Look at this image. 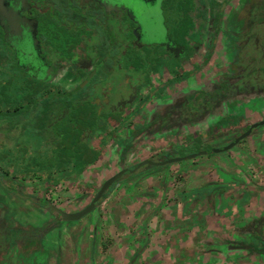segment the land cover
Segmentation results:
<instances>
[{
	"label": "flooded vegetation",
	"instance_id": "1",
	"mask_svg": "<svg viewBox=\"0 0 264 264\" xmlns=\"http://www.w3.org/2000/svg\"><path fill=\"white\" fill-rule=\"evenodd\" d=\"M191 1L196 11L192 18L185 13L189 0H0V264H26L21 253L42 250L49 255L51 239L60 236L68 221L59 212L69 211L43 196L46 188L38 183L39 173H48L41 177L48 183L80 176L85 148L108 144L111 159L120 164L134 143L145 142L154 131H190L202 118L210 123V111L223 101L230 104L220 125L210 126L206 146L173 142L130 165L120 164L111 175L144 159L204 154L162 166L143 165L124 173L106 191L153 174L151 167L166 166L156 170L162 171L171 164L195 163L201 156L213 160L221 152L227 157L247 139L264 135L262 124L228 150L213 151L264 119V0ZM163 7L171 17L160 18ZM67 35L72 39L66 41ZM35 38L41 40L40 49ZM49 45L66 48V58H52ZM210 72L219 84L210 87L209 98L198 93L197 79H209ZM153 77L159 81L151 86ZM157 93L165 100L152 98ZM97 121L93 131L85 127L86 134H74L80 122L89 127ZM118 139L123 140L120 146L114 143ZM227 180L201 185H222L218 194L199 190L201 186L181 191L177 203L186 209L188 197L210 200L223 193ZM192 189L197 191L182 196ZM17 198L24 203L17 204ZM262 204V213L235 226L233 238H223L227 248L243 251L248 264H264V254L248 250L249 226L264 217Z\"/></svg>",
	"mask_w": 264,
	"mask_h": 264
},
{
	"label": "rangeland",
	"instance_id": "2",
	"mask_svg": "<svg viewBox=\"0 0 264 264\" xmlns=\"http://www.w3.org/2000/svg\"><path fill=\"white\" fill-rule=\"evenodd\" d=\"M189 2L185 13L192 18L196 11L194 2ZM166 15L171 17L172 12L161 9L160 18L164 19ZM68 39L72 37L67 35L65 40ZM35 42L40 49L41 40L35 38ZM63 48L47 47L52 58L57 60L66 58V48ZM187 51L191 54L190 50ZM261 72L264 78V71ZM158 81L159 78L153 77L149 85L153 86ZM156 97H159L158 93L152 96ZM163 98L159 97L160 102L165 100ZM153 102L152 99L150 103ZM149 113L147 110V117ZM209 141L210 123L202 118L190 131H154L145 142L134 143L120 164L130 165L173 142L202 147ZM263 141L264 135L258 134L230 150L227 157L222 152L218 153L221 157L213 160L201 156L195 163L171 164L165 170L142 178L127 179L115 185L93 212L76 221H65L60 236L51 239L48 256L39 250L21 253L20 258L26 264H248L242 259L243 251L227 248L223 238H233L235 226L241 227L254 215L262 213ZM114 143L120 146L123 140L118 139ZM216 144L221 145V141ZM85 149V170L80 176H71L65 182L48 183L47 179H41L47 172L39 173L38 183L46 188L43 196L69 212L85 206L100 183L121 166L111 159L108 144ZM223 175H227L230 181L227 180L220 195L211 196L210 200L200 195L196 200L188 197L186 209L180 205L181 202L177 203L181 191L199 187L207 181L229 179H222ZM245 192L246 200L242 198ZM15 201L24 203L19 198Z\"/></svg>",
	"mask_w": 264,
	"mask_h": 264
},
{
	"label": "water",
	"instance_id": "3",
	"mask_svg": "<svg viewBox=\"0 0 264 264\" xmlns=\"http://www.w3.org/2000/svg\"><path fill=\"white\" fill-rule=\"evenodd\" d=\"M264 124V119L256 121L252 124L249 125L248 129L243 132L242 134H240L238 137H236L233 141H231L228 145L224 146V147H219L217 149H214V152H220V151H224V150H228L229 148H231L235 143H237L240 139H242L243 137H245L246 135H248L250 133V131L255 128L256 126L262 125ZM205 151H198L195 153H191L188 155H184V156H179V157H172V158H168L165 160H161V161H152L150 159H144L140 162H138L132 169H121L119 171H117L116 173H114L113 175H111L110 177L106 178L101 185L99 186L98 190L95 192V194L93 195V197L90 199V201L87 203V205H85L83 208L75 211V212H59L60 216L64 219V220H68V221H75L78 220L79 218H81L82 216H84L85 214H87L88 212H90L96 205V203L101 199L105 189L110 186L112 183H116L121 176L124 173H133L135 170H137L139 167L143 166V165H150V166H162L165 164H170V163H175V162H179L182 160H187V159H191L194 158L195 156L204 154Z\"/></svg>",
	"mask_w": 264,
	"mask_h": 264
},
{
	"label": "trees",
	"instance_id": "4",
	"mask_svg": "<svg viewBox=\"0 0 264 264\" xmlns=\"http://www.w3.org/2000/svg\"><path fill=\"white\" fill-rule=\"evenodd\" d=\"M133 65V63H132ZM135 66H138L137 63H135ZM207 103H209L208 101H206ZM85 118V117H84ZM97 125H100V123L97 121L96 123H92L90 124V126H85L84 122L81 123L78 127L72 128L74 129V134L77 136H80L83 133H87L86 131H84V128L86 127V129L88 131H93ZM92 133V132H91ZM90 134V133H89ZM176 150V149H174ZM168 155V153H164V156ZM70 161L72 162V158L70 159ZM166 166L163 167H151V169L149 170V173H153L156 170H161L162 168H165ZM112 188V187H111ZM111 188H109L108 190H106L104 192V194L102 195V199H104L108 193L110 192ZM223 186L218 184V183H211L210 186H208V184H205L201 187H199V190H206L207 192H215V194H218L220 192V189H222ZM193 191H197V189H192L190 191H188L186 194L182 195V196H187L188 194H190ZM253 224L249 226V230L252 234V241L249 243V247L248 250L250 252H257V253H262L264 254V217L262 218V220L256 219L252 222Z\"/></svg>",
	"mask_w": 264,
	"mask_h": 264
},
{
	"label": "crops",
	"instance_id": "5",
	"mask_svg": "<svg viewBox=\"0 0 264 264\" xmlns=\"http://www.w3.org/2000/svg\"><path fill=\"white\" fill-rule=\"evenodd\" d=\"M199 69L204 70L203 68H199ZM213 69H216V67H215V65H212L210 63V70L213 71L214 73L218 72L217 70H213ZM221 69H224V68H221ZM212 74L213 73L210 72V78L209 79H205V80H203L202 78L197 79V86H198L197 91H198V93L207 94L209 98L211 95L210 94V91H211L210 87H215L217 84H219V82L215 79L214 76H212ZM215 75H216V73H215ZM224 98L229 103H230V100H232V98H230V97H224ZM225 102L226 101H223L222 104L219 105V108H217V109L215 108V109L210 111V126L220 122L221 116L223 117L224 115H226L230 112V110H231L230 104L226 105ZM222 123L224 124V121H222Z\"/></svg>",
	"mask_w": 264,
	"mask_h": 264
}]
</instances>
